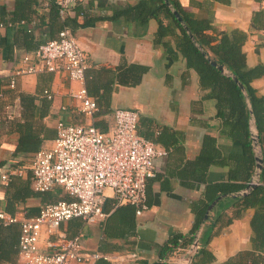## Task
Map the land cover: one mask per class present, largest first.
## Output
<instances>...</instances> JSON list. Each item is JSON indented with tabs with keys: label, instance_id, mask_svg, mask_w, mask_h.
Returning <instances> with one entry per match:
<instances>
[{
	"label": "crops",
	"instance_id": "crops-1",
	"mask_svg": "<svg viewBox=\"0 0 264 264\" xmlns=\"http://www.w3.org/2000/svg\"><path fill=\"white\" fill-rule=\"evenodd\" d=\"M137 1L81 0L78 5L84 13L75 9L69 13L77 23L70 27L71 32L86 53L84 84L98 103L91 119L80 111L79 101L72 96L81 83L69 79L65 71L20 74L14 87L9 86L11 75L22 66L24 53L57 36L62 27L56 0H0V23L5 24L0 27V174L10 166L24 169L7 183L0 178L1 212L16 217L19 224L22 218L36 215L44 202L68 198L58 188V194L47 192L50 200H44L31 191L29 183V156L50 145L58 120L76 124L93 121L105 128L109 111L136 109L139 132L144 137L148 133V139L167 150L166 155L155 159L156 175L147 182L148 208L139 215L134 213V225L128 232L108 236L102 229L105 219L85 224L71 219L63 224L70 236L81 231L85 249L106 253L109 264L152 263L159 260L161 245L172 235L190 234L195 223L193 204L202 200L210 185L235 181L230 176L233 155L243 151L217 116L211 88L200 86L196 71L187 67L174 38L167 35L155 41L157 20L150 18L137 25L123 17H111L116 9ZM178 1L192 16L209 18L217 30L245 35L242 51L247 66L263 69L251 84L258 96H264V0ZM137 67L144 71L136 83L132 80L138 76ZM249 129L254 137L257 131L252 118ZM161 131H165L167 145L154 140ZM205 150L207 159L203 160ZM253 152L260 156L259 143L254 141ZM255 177L254 168L251 179ZM257 178L259 182V175ZM233 195L219 193L221 198L195 230L200 244L201 239H207L206 247L215 264L253 250L249 225L252 208L223 225L233 209L227 198ZM110 206L108 199L103 208L108 211ZM218 212L224 215L213 224ZM0 224V264H19L18 245L14 253L8 251L10 226L5 225L9 223ZM181 256L171 254L169 260L176 262Z\"/></svg>",
	"mask_w": 264,
	"mask_h": 264
},
{
	"label": "built area",
	"instance_id": "built-area-1",
	"mask_svg": "<svg viewBox=\"0 0 264 264\" xmlns=\"http://www.w3.org/2000/svg\"><path fill=\"white\" fill-rule=\"evenodd\" d=\"M80 1L56 0V4L59 13L64 14L72 13ZM4 25L0 23V27ZM21 61L22 66L9 79L10 87L20 74L65 71L69 79L81 83L72 93L80 103V111L94 119L98 103L84 84L86 53L69 27L64 26L57 36L25 52ZM105 121L102 129L93 121L76 124L58 120L50 145L30 154L32 190L58 194L60 188L68 198L44 202L36 215L19 221V264H75L108 258L106 253L86 250L81 231L70 236L63 224L71 219H80L84 224L100 222L122 204L133 205L137 215L148 208L147 182L156 175L155 159L166 155L167 150L139 132L140 114L136 109L115 108L107 113ZM23 171L10 166L0 178L7 183L11 174ZM108 199L111 206L106 211L103 206ZM0 221L18 219L0 211ZM199 249L198 234L194 233L187 245H178L172 252L181 258L171 262L168 256L165 260L168 264H189Z\"/></svg>",
	"mask_w": 264,
	"mask_h": 264
},
{
	"label": "trees",
	"instance_id": "trees-1",
	"mask_svg": "<svg viewBox=\"0 0 264 264\" xmlns=\"http://www.w3.org/2000/svg\"><path fill=\"white\" fill-rule=\"evenodd\" d=\"M169 2L172 8L180 14L183 23L178 21L172 9L164 0H138L134 4H125L113 11L111 17H123L137 25L147 23L150 18L157 20L158 26L155 33V41L158 42L167 35H171L174 38L176 49L185 59L187 67L196 71L200 86L211 88L210 95L215 100L217 116L228 128V134L241 144L243 151L233 155L234 168L230 176H233L235 181L210 185L206 189L202 200L193 204L195 223L191 233H176L172 235L167 242L161 245L159 260L152 263L142 261L141 264H168L165 259L172 254L175 248L178 245H187L192 240L195 230L198 229L204 219L207 205L219 193L234 194L227 198L228 201H231L233 209L226 216L223 225L240 218L247 208L253 209L249 222L251 229L250 241L253 250L250 253L240 252L218 264H264V96H258L251 84L252 80L263 72V69L260 66H247L245 54L242 51V43L245 39L244 34L237 31L229 33L219 31L211 24L209 18L194 17L189 14L178 0H169ZM77 5L73 7V10L75 9L76 13H84L80 6ZM56 14L62 28L64 26L69 28L77 26L75 19L71 18L69 13H59L57 4ZM184 25L187 26L188 30L185 29ZM54 37L51 36L50 38ZM212 61L223 65L225 70H220ZM135 71L138 76L136 80L132 81L137 83L144 68L137 67ZM232 75L241 82L243 88L238 85ZM251 118L254 120L257 131L255 138L260 146L262 168L259 173L260 181L244 191L255 168L254 137L249 129ZM164 133L165 131L159 132L154 140L167 145ZM144 135L146 138L150 137L148 133ZM201 158L203 160L207 159L206 150L201 154ZM13 176L14 174H11L9 180ZM33 193L41 195L44 200H50L47 192L33 191ZM222 201L224 200H221L220 203ZM134 213L133 205H119L110 211L105 218L102 229L108 236H113L112 233L116 232L119 235L125 234L133 228ZM222 214L224 215V213L220 212L216 214L213 224L219 223ZM5 226H10L8 251L12 254L15 252L16 245H18L20 226L16 222H10ZM206 243V238L201 239L200 249L189 264H215L213 263V254L206 247ZM95 264L109 263L105 259L100 258L97 259Z\"/></svg>",
	"mask_w": 264,
	"mask_h": 264
},
{
	"label": "water",
	"instance_id": "water-1",
	"mask_svg": "<svg viewBox=\"0 0 264 264\" xmlns=\"http://www.w3.org/2000/svg\"><path fill=\"white\" fill-rule=\"evenodd\" d=\"M164 1H165V3H166V4L172 9V12L174 13V15L176 16V18L178 19V21L181 22V23H183V19H182V17L180 16V14H179L174 8H172L171 3L169 2V0H164ZM184 27H185L186 30H188L187 26L184 25ZM190 36H192V34H190ZM212 62H213L215 65H217V67H218L220 70H222V71L225 70L223 65L217 64L215 61H212ZM232 77H233V79L238 83V85H239L241 88H243L241 82H239V80H238L234 75H232ZM253 141H254L255 143H257V140H256L255 136H254ZM255 159H256V165H255V176H256V177H255V178H252V179L250 180V182H249L247 188H246L244 191H246L248 188H250L251 186H253V185H255V184L258 183V178H257V176L259 175L260 170H261V168H262V159H261V156H259V155L255 156ZM220 198H221V196H217L215 199H213V200L208 204V206H207V208H206L205 216H204L205 218H207L209 211L212 210V209L214 208L215 204L217 203V201H218ZM195 234H198V232H195Z\"/></svg>",
	"mask_w": 264,
	"mask_h": 264
}]
</instances>
